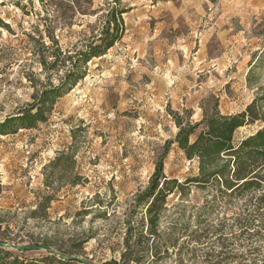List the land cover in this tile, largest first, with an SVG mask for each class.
<instances>
[{"label": "rangeland", "instance_id": "374dc122", "mask_svg": "<svg viewBox=\"0 0 264 264\" xmlns=\"http://www.w3.org/2000/svg\"><path fill=\"white\" fill-rule=\"evenodd\" d=\"M110 2L0 0L9 24L0 26V120L49 80L38 39L50 44L52 34L65 53L75 51ZM122 7L123 38L88 63L47 121L0 134V215L10 212L9 233L44 236L54 247L80 242L78 253L94 264L118 259L135 196L171 141L165 174L184 187L160 213V254L141 264H264L258 194L186 183L199 163L175 141L176 115L186 125L214 109L235 114L264 94V0H122ZM263 126L247 124L234 140ZM49 197L45 216L31 217Z\"/></svg>", "mask_w": 264, "mask_h": 264}, {"label": "trees", "instance_id": "16d2710c", "mask_svg": "<svg viewBox=\"0 0 264 264\" xmlns=\"http://www.w3.org/2000/svg\"><path fill=\"white\" fill-rule=\"evenodd\" d=\"M67 1L75 3V0ZM113 1L100 17L97 30L90 35L85 34L75 51L65 53L58 38L52 34L50 44L38 39L42 46L38 61L49 80L41 84L31 102L0 120L1 135L15 133L21 128H32L38 122L47 121L56 101L87 75L88 63L106 54L123 38V14L126 9L122 7V0ZM88 10L80 7L83 14L88 13ZM0 26L9 27V24L0 19ZM54 74L58 82H54ZM256 121L264 124V94L258 95L244 111L235 114H222L214 109L199 122L189 121L186 125L176 115L179 131L175 141L188 159H197L199 163L198 176L188 178L186 183L207 186L215 182L220 191H251L258 194L259 203L263 205L264 126L240 141L234 140L237 129ZM193 135L195 139L192 141ZM170 144L171 141L166 142L163 153L156 161L149 185L135 196L133 213L126 221L120 257L104 260L101 264H141L150 255L152 261H156L161 250L160 213L167 197L184 187L178 179H170L165 174L164 158ZM2 189L0 180V193ZM49 200L50 197L44 200L38 210L29 213L30 216H45ZM140 208H145V217L135 221L132 216ZM8 214L10 212L5 211L0 215V264H94L78 253L82 247L80 242H73L67 247H54L44 236L32 240L23 237L20 232L11 235L9 231L13 220L6 219L5 215Z\"/></svg>", "mask_w": 264, "mask_h": 264}]
</instances>
